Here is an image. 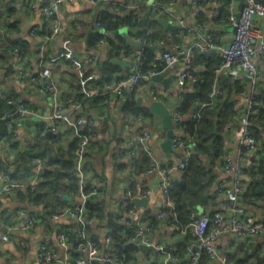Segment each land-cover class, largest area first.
I'll return each mask as SVG.
<instances>
[{
    "label": "built area",
    "instance_id": "1",
    "mask_svg": "<svg viewBox=\"0 0 264 264\" xmlns=\"http://www.w3.org/2000/svg\"><path fill=\"white\" fill-rule=\"evenodd\" d=\"M27 8L32 7L34 0H23ZM66 2H85L91 5L101 6L103 9L109 5V0H46L43 13L48 21L47 27L44 30L38 31L31 29L30 36L39 41L36 63L40 66L38 74H30L25 68L19 69V75L27 81V84L37 88L39 91H46L50 94L52 100V110L50 114V124L42 130V134L47 136L48 132L54 134L55 140L59 142L63 138L62 126H65L73 138L77 139L75 149V171L74 175L79 179L80 201L75 204L68 205L60 213L51 215L50 219L54 224L66 219L75 221L70 232L77 239L75 250L80 256L73 257L71 260L60 261L57 258V253L54 251L50 242L49 235L42 239L38 249L39 264H51L54 261L65 262L68 264H122L125 258L124 253L117 251L113 246V235L108 232L105 237V245L101 247L92 238L88 231L90 225L94 223V218L89 217L87 213V203L91 195L99 194L104 191V183L96 182L92 185L91 192L85 191V182L89 178V172L85 168V154L88 151L92 136L82 132V129H90L93 125L92 120L86 119L80 115L78 105L73 104L67 107L60 100V89L53 77L50 64L69 63L73 65L78 72L81 82L82 93L86 97H91L94 93L89 86V81L95 77V73H88L87 63L96 62L98 54L93 53L85 58L80 57L70 47V39L63 44V49L57 54H49V47L55 37L60 32V25L57 22L56 16L63 4ZM196 6L206 0H191ZM122 9L132 10L140 18L142 17V8L151 12L153 18H159L164 7L160 0H124ZM230 14L228 15L229 22L236 27V33L231 42L221 48V64L218 73L226 74L229 77H237L243 75L251 84L252 95L243 93V95L234 104L233 121L226 124L228 132L232 133L239 145V150L236 156L229 153L227 150L223 153L222 168L232 174L231 181L221 182V187L218 188V193L226 195L227 199L219 203L217 210L214 213L213 219L206 215H192L191 217V233L194 240L187 245L188 264H198L202 254L206 253L211 260L218 257V240L226 233L234 235L243 242L251 241L252 239H261L264 241V216L259 217L255 211L247 210L241 203V195L245 188V179H250L249 170L254 165V157L260 150V140L255 135V128L250 121L253 110L250 109L252 96L257 91L260 85L262 68H264V1L262 0H244V7L241 11L240 18L237 19V7L234 0H231ZM116 12H121L119 6L115 7ZM260 20L261 22H257ZM97 27L101 30V23L96 22ZM193 30L192 28L189 29ZM102 32H105L102 30ZM140 45L136 52L131 56L133 61L134 72L122 79L114 80L106 85L103 94L106 96V102L113 105L124 95L126 91H135L141 86L142 81L146 78H151L161 72L149 71L144 74L141 72L140 64L143 57L144 41L139 39ZM217 48V44L213 34L209 31L202 39H198L181 48L177 53H172L164 50L156 54L155 60L161 61L167 68L175 67L178 64L183 65L182 70L177 78L178 85L181 88L189 86L195 81L192 72L193 57L195 51L210 53ZM20 61V56H16ZM46 57L48 62L45 61ZM256 57L261 60V65L257 62ZM219 90L210 94L215 96ZM150 95L154 100H158L154 92ZM0 96L2 94L0 93ZM9 105H14V110L10 111L3 109L0 106V119H7L8 131L12 134L11 138L2 137L0 134V143L14 144L16 142V130L18 121L26 119L28 116L39 114L35 109L31 108L27 103L20 100L9 99ZM259 104V103H257ZM243 105L247 106V110L243 109ZM178 107V105H177ZM177 107L172 111L173 129L175 135L172 140V146L177 153L176 168L182 171L186 168L187 162L192 154L193 145L186 144L183 140L182 133L178 124L183 116L177 111ZM254 112H259L254 110ZM200 110L193 115L194 119L199 118ZM125 130L130 133L128 144L131 148L137 150L139 146L147 149L152 160V166L140 174L141 177L148 178L158 176L160 178V195L162 198V207L167 206L174 209L175 205L170 200L168 191L172 185L171 170H167L160 165L158 158L151 154L147 144L152 137V131L147 125V119L142 114L129 115L125 123ZM262 138H264V128H259ZM44 165L40 159L36 160V175L31 180V185L35 184L40 175L44 172ZM24 184L18 180L12 179L9 175H3L0 182V195L13 194L15 190H20ZM156 192L154 187H148L141 191L127 189L124 193L123 207L128 214L137 215V210L132 202L134 198L148 197ZM161 207V208H162ZM231 212L228 216L227 212ZM23 229L30 230L35 228L40 222V214L36 209L26 210L23 213ZM158 218L165 219L167 214L165 211H160L157 214ZM172 228L183 234H186L187 227L183 226L182 219L176 215H172ZM212 221V223H211ZM121 222L129 228L132 224L126 220V214L121 218ZM213 224V225H212ZM133 234L130 236L126 245L131 242H137L144 245H155L158 252H165V247L161 243H155L152 238V229L147 223H137L133 227ZM0 239L3 241L9 240V235L0 231ZM57 239L60 244L66 249L72 244L69 240V234L64 231L57 233ZM125 245V246H126ZM177 250L176 245H173L167 253L165 262L155 260L149 255V251L134 250L129 251L132 254L140 253V262L144 264H174L178 258L173 254ZM172 251V253H171ZM135 258V257H134ZM136 261V259H135ZM224 263L226 257H224ZM133 262L131 264H135Z\"/></svg>",
    "mask_w": 264,
    "mask_h": 264
},
{
    "label": "trees",
    "instance_id": "2",
    "mask_svg": "<svg viewBox=\"0 0 264 264\" xmlns=\"http://www.w3.org/2000/svg\"><path fill=\"white\" fill-rule=\"evenodd\" d=\"M109 1V5L97 14L96 22L101 23V30L91 33L88 39L90 49L98 50L103 42L108 44L106 57L102 58L99 55L95 65H87V72L95 73V77L89 81V86L94 90V93L91 97H86L82 93L79 79L77 87L73 89L75 93L69 96V99L73 98L71 105H78L80 115L92 120L93 123L90 129H85V127L82 129V132L92 136L88 151L85 154V168L92 173V177H89L84 184L85 191L88 193L91 192L94 183L101 182L94 180V178H101L95 170V162L96 156L99 155L98 148L103 147V143L96 139L97 128L92 112L106 109L109 106L106 102L107 98L103 94L106 85L134 72L132 69L131 72L127 73L128 75L120 76L123 69L115 64L112 59L118 58L122 53L128 57L135 54L136 49L127 44L126 38L120 31L132 27L139 20V17L132 10L122 9L120 0ZM163 1L160 0V3ZM208 1L206 0V2ZM219 2L221 4L220 12L215 21L222 24L228 23L231 0H219ZM116 6L121 8L120 13L115 11ZM142 11L149 14L147 24L131 32L144 41L143 57L140 64L141 72L144 74L149 71L160 72L164 67V63L155 60L156 51L152 46L156 45L163 36L162 31L165 30L158 19L152 17L150 11L145 8H142ZM15 28V25H10L6 34L13 32ZM102 30L105 32H102ZM3 51L6 55L10 53L14 56H20L23 63H30L31 45L28 40L21 39L12 42ZM37 52L36 47L33 54L35 59L38 58ZM194 59V65L204 67H200L198 71L192 68L195 81L183 88L184 91L177 107V111L183 114L178 127L183 140L187 142L186 144L193 145L192 154L186 168L180 171V177L173 178L171 188L168 191L169 198L175 205L174 209L167 206L161 208L167 214L166 221L168 224L172 225L171 217L176 214L182 219L183 226L187 227L184 240L175 244L177 250L173 254L178 258V261L174 264H188L186 259L187 245L194 240L190 227L192 215L199 216V208H202V215L210 217L211 220L213 219L221 199V195L217 191L222 185L218 181L217 167L221 166L223 162L222 155L226 151V133H229L226 124L233 121L234 104L243 93L252 95L250 93L252 87L250 82L242 76L230 77V81L217 88L219 78L216 70L220 67L221 59L219 64L212 63L213 56H211V53L200 51H195L193 61ZM45 61L48 62L47 57ZM35 66L38 74L41 68L37 63ZM190 86L193 87L192 91H188ZM216 90H219V92L211 97L210 94ZM135 94V91H126L118 100L119 102L125 97L121 104V112L127 118L129 115L137 114H142L146 119L152 118L154 112L150 108L139 106ZM252 98L253 103H251L250 109L253 110V114L250 121L261 144L259 145L260 150L254 157V165L249 170L250 179H245L241 203L250 206L257 205V207L264 210V138L261 137L259 132L260 127L264 128V82H260ZM9 99L18 100L12 96L2 95L0 96V106L3 109L12 111L14 105L7 103ZM64 105L71 106L69 103ZM243 109L247 110L249 108L243 105ZM198 110H200L199 118L194 119L193 115ZM254 110L259 112L255 113ZM7 124V119H0V134L2 137L11 138L12 134L8 131ZM47 126H40L33 143L27 147L20 148L16 143L12 144L11 147L16 151L13 161H6L0 157V182L3 175H9L10 178L23 183L24 187L20 190H15L13 194H5V196L15 198V200L24 204V206H20L21 208L27 210L32 207L37 208L36 210L40 214L39 222L54 229L55 224L50 219L51 215L60 213L70 204L77 203L75 198L78 195L79 179L74 175L77 139L73 138L69 132V136L57 142L54 136L47 137L42 134V130ZM137 153L138 159L133 160L132 158V163L137 167V173L141 174L152 166V160L149 152L143 146L137 148ZM38 159L42 161L45 169L38 181L31 185V180L36 175V160ZM121 166L125 167L124 164ZM99 195L101 193L91 195L87 203V213L89 217L94 218V223L89 226L88 231L95 242L103 247L105 241L100 242L99 235L94 230L104 225L108 232L113 235V246L117 248L118 252L126 255L122 264H131L135 258L131 252L125 249V245L132 236L133 229L127 228L121 222L124 214L108 211L105 201ZM144 219H146L152 231L161 224L160 218L151 212L146 213ZM59 226L57 225V229L54 230L57 233L60 231L67 232L70 242L74 245V249H72L74 255L80 256L75 250L77 239L70 232L72 227ZM252 247L253 245L250 247L244 242L241 254L234 251L226 255V264H264V252L259 249L254 251ZM211 262L209 256L203 253L198 264H211Z\"/></svg>",
    "mask_w": 264,
    "mask_h": 264
},
{
    "label": "crops",
    "instance_id": "3",
    "mask_svg": "<svg viewBox=\"0 0 264 264\" xmlns=\"http://www.w3.org/2000/svg\"><path fill=\"white\" fill-rule=\"evenodd\" d=\"M45 1L34 0L33 6L27 8L23 0H0V93L26 102L39 113L18 121L16 130L17 140L15 143L20 148H25L33 143L36 133L40 130V126L44 127L50 124L49 117L52 110L50 94L28 85L27 81L18 72L20 68H25L30 74H36V59L33 54L34 49L36 47L38 49L39 41L30 36V31L31 29L42 31L47 27L48 21L43 13L46 4ZM123 1L120 0V3ZM240 2L241 0H234L238 9L237 11H239L238 6ZM161 4L164 10L161 11L158 21L161 19L166 20L171 23L172 28H165L160 22L165 31H162L163 36L156 45L152 46L156 54H159L164 49L172 53H177L181 48L190 45L198 39H202L210 31L217 44V48L210 52L211 56H213L212 63L219 64L221 48L228 45L235 34L232 30L234 26L229 21L223 24L215 21L220 12L219 8L221 4L219 0H209L200 6H196L191 0H164ZM101 9H103L101 6L91 5L85 2H66L63 4L56 16L57 22L60 25V32L49 47V54H57L60 52L63 49L64 42L70 39L71 49L80 57L85 58L88 55L96 53L98 56L100 55V57L105 58L108 50V44L106 42H103L98 50L90 49L88 46L90 34L99 30L96 25V18ZM145 14H148V12L143 13L139 20ZM257 22L261 21L257 20ZM10 25H15L16 28L13 32L6 34L7 28ZM139 28H142V26H137L130 32L125 31L126 29L124 28L120 32L126 38L127 44L133 49L139 47L140 38L131 32ZM190 28L193 30L190 31ZM21 39L28 40L31 45L29 64L23 63L22 60L20 61L10 53L6 55L3 51L12 42ZM4 55L6 56L4 57ZM120 57H123L127 62L125 66L119 65L123 69L120 76H125L133 69V61L131 57L124 56V53L118 56V58ZM33 58L34 61H32ZM256 60L261 65V60L258 57H256ZM95 63L92 61L87 63V65H95ZM194 64L195 59L192 68L196 71L200 67H204ZM50 67L56 84L60 89V100L62 104L69 103L71 105L73 98L69 99V96L75 93L73 89L79 83L77 69L66 62L54 65L50 64ZM182 68L183 65L181 64L171 68H167L164 65L160 72L165 75V78L171 79L169 87L153 77L146 78L136 90L135 94L137 101L139 99L141 100L139 106L151 109L152 103L155 100L150 93L154 92L158 100L165 102L167 107L171 106V111H173L181 100L182 92L184 91L178 85L177 81ZM261 68L263 72L264 68ZM218 69L216 70L217 77L219 78L217 88H220L222 84L230 81V77L226 74L218 73ZM239 76L243 77V75ZM263 82L264 72L261 76V83ZM192 90L193 87L190 86L188 91ZM165 98L166 100H164ZM122 99L124 100L125 97ZM66 100L68 102H65ZM123 100L109 105L106 109L92 112L93 120L97 128L96 139L103 143V147L98 148L99 155L96 156L97 159L95 162V170L101 178H94V180L101 181L105 185L104 191L99 196H102L108 211L126 214V220L132 224L129 228H132L137 223H147L146 219H144L146 213L151 212L157 215L162 207V198L160 195V178L158 176L141 177L137 173V167L132 163L135 158L138 159V153L137 150L132 149L128 144L130 133L125 130V123L128 118L121 112ZM147 125L152 131V137L147 144L148 150L151 151L153 156L159 159L161 167L172 171V178H179L180 171L176 168V151L173 150L171 153H168L162 147V144L167 138V130L164 128L162 117L154 112V116L147 119ZM61 129L64 134L63 138L69 136V131L65 126H62ZM11 146L12 144L0 143V157L10 162L16 156V151ZM226 150L234 156L237 155L239 150L236 138L230 132L226 133ZM123 164L125 165L124 168L121 166ZM217 171L219 174V182L231 181L233 179L232 174H228L223 170L222 163L221 166L217 167ZM89 177H92V173L90 172ZM148 187H154L156 192L147 197L149 200L146 205L138 206L134 204L138 212L137 215L128 214L123 207L125 191L127 189L141 191ZM75 199L77 202L80 201L79 194ZM226 199L227 196L222 195L220 202ZM243 205L247 210L255 211L259 217L264 216V210L257 207V205ZM20 206H24V204H21L15 198L0 195V231L9 235L8 241L0 239V264H39V245L47 235H49L52 247L60 261L71 260L73 257H77L74 255V251H72L74 245L71 244L67 249L63 247L57 239V231L54 230L57 229V225L70 226L71 228L75 224L74 220H62L54 225V229L46 226V224L39 223L35 228L25 230L23 229V220L25 218L23 213L27 209L21 208ZM31 209L37 208L32 207ZM199 212L202 215L203 209L199 208ZM227 214L230 216L231 212L228 211ZM160 220V226L152 231V238L155 243L164 245L165 252L150 250L149 255L163 263L170 248L184 240L186 234L174 230L165 219ZM94 231L98 233L100 242H104L108 232L107 228L102 225ZM243 244L244 242L242 240L230 233L222 235L218 240V257L212 260L211 264H226L223 261L224 257L234 251L241 254ZM245 244L250 247L253 245L252 248L254 251L259 249L264 252V241L261 239L255 238L254 240L246 241ZM133 256L136 259V261L134 260L136 262L135 264H144V262H140V260H143L140 253H135ZM187 258L188 253L186 255ZM51 264L68 263L54 261Z\"/></svg>",
    "mask_w": 264,
    "mask_h": 264
},
{
    "label": "water",
    "instance_id": "4",
    "mask_svg": "<svg viewBox=\"0 0 264 264\" xmlns=\"http://www.w3.org/2000/svg\"><path fill=\"white\" fill-rule=\"evenodd\" d=\"M243 7H244V0H241V2L239 3V6H238L239 11L237 12V19L240 18L241 11H242ZM148 16H149L148 14H145L143 16V18L140 19L138 22H135L132 27L125 28L126 29L125 31L130 32V31L134 30V28H136L137 26L144 27L146 25V20H147ZM159 22H161L166 28H169V29L172 28L171 23H169L166 20L161 19ZM232 30L234 31V33H236V27L235 26L233 27ZM32 61H34V58L32 59ZM112 61L117 65H121V66L127 65V62L123 57L113 58ZM153 78L156 80L162 81L167 87H169V85H170L171 79L165 78V75L162 73L161 74L158 73V74L154 75ZM164 100H166V98ZM140 103H141V100L139 99L138 104L140 105ZM171 108H172L171 106L167 107L165 105V102L160 101V100H155L151 106L152 111L157 113L158 115H160L162 117L163 122H164V128L167 130V138L164 141V143L162 144V147L168 153H171L174 150V148L172 146V140H173V137L175 135V132L173 129L174 123H173V119H172V111H171L172 109ZM47 136L52 137V136H54V134L51 132H48ZM148 200H149V198H147V197L134 198L132 200V202L135 205L141 206V205H146ZM161 206H162V204H161ZM125 249L128 251L140 250V251L145 252V251H149V250H154L155 245L154 244L153 245H144V244H138L137 242H131L125 246Z\"/></svg>",
    "mask_w": 264,
    "mask_h": 264
}]
</instances>
